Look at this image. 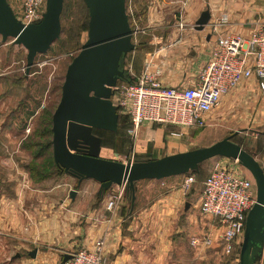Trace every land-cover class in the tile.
Segmentation results:
<instances>
[{"label": "crops", "instance_id": "crops-1", "mask_svg": "<svg viewBox=\"0 0 264 264\" xmlns=\"http://www.w3.org/2000/svg\"><path fill=\"white\" fill-rule=\"evenodd\" d=\"M147 10L145 20L151 30L147 49L140 53V62L138 54L134 55L129 69H125L135 79L152 58V67L160 70L158 80L163 86H191L209 57L215 38L212 25L225 16L227 23L219 28L220 34L248 36L264 14V0H151ZM205 10L210 14L209 23L203 31H196L195 22ZM32 75L29 73L26 80ZM115 99L113 95V104ZM35 105L25 100L17 104L16 110L22 115L36 114L41 106L37 104L35 110ZM206 117L232 123L241 133L252 132L249 143L244 138L234 140L238 134L233 141L251 154L264 171V90L256 79L242 80L222 97L217 111ZM122 130L136 137L134 146L121 152L125 159L115 158L119 156L116 148L103 146V138L94 134L101 139L100 158L126 164L182 152L181 138L170 135L174 129L144 123L134 134L129 124ZM118 131L119 126L111 133ZM10 137L4 134L1 140L7 145L0 146V264H62L65 255L90 250L99 239L104 242L105 264H210V249H222L221 229L210 221L205 224L206 217L199 211L202 188L198 194L196 187L187 193L181 191L184 175L182 179L176 176L160 181L166 189L158 197H139V184L145 181L136 183L133 205L122 186H112L100 196L98 183L84 180L78 184L71 176L66 179L64 173L43 181L40 188L30 187L23 165L26 151L13 144ZM175 148L177 151H173ZM194 172L196 186L201 165ZM71 191L75 192L73 197ZM111 199L115 204L109 211L107 203ZM199 213L204 216L202 222L198 220ZM193 237L212 238L213 246L193 249L189 245ZM34 250L36 255L31 258L29 253ZM255 264H264V245Z\"/></svg>", "mask_w": 264, "mask_h": 264}, {"label": "water", "instance_id": "water-1", "mask_svg": "<svg viewBox=\"0 0 264 264\" xmlns=\"http://www.w3.org/2000/svg\"><path fill=\"white\" fill-rule=\"evenodd\" d=\"M45 12L38 23L24 26L7 0H0V37L5 43L26 51L25 73L34 66L37 55L45 54L59 38L63 0H45ZM88 12L87 39L67 66L59 102L51 116V149L54 165L80 184L93 180L103 196L112 186H122L135 200L136 183L159 181L196 171L206 161L226 158L236 161L253 178L256 199L245 220L239 264H255L264 245V171L255 158L233 141L238 131L208 147L126 164L99 157L101 139L93 130L116 132L119 114L112 102L114 89L131 76L121 66L135 49L133 31L126 13V0H82ZM203 11L194 30L203 31L209 23ZM75 192L71 191L70 196ZM188 205H186L187 208ZM36 251L29 253L34 258ZM65 255L62 264L71 259Z\"/></svg>", "mask_w": 264, "mask_h": 264}, {"label": "built area", "instance_id": "built-area-1", "mask_svg": "<svg viewBox=\"0 0 264 264\" xmlns=\"http://www.w3.org/2000/svg\"><path fill=\"white\" fill-rule=\"evenodd\" d=\"M45 4V0H22L21 16L16 19L24 26L38 23ZM226 23L222 16L212 25L215 38L209 57L191 86H163L158 80L160 70L153 69L151 58L131 84L114 89V105L119 115L128 118L133 134L142 124L152 123L178 129L170 135L181 138L186 130L205 128L206 115L217 109L222 97L242 80L254 78L264 90V14L248 36L220 34L219 28ZM178 28L182 29L183 24L179 23ZM232 162L212 165L199 198L201 214L211 217L221 229L220 242L225 254H230L243 238L246 216L256 199L255 185L234 168L233 164L238 163ZM194 182V176H185L181 191L187 193ZM114 204L111 199L107 210H113ZM212 244L209 237H193L189 241L193 249L209 248ZM103 247L104 242L99 239L92 249L71 253L72 258L63 264H105Z\"/></svg>", "mask_w": 264, "mask_h": 264}, {"label": "rangeland", "instance_id": "rangeland-1", "mask_svg": "<svg viewBox=\"0 0 264 264\" xmlns=\"http://www.w3.org/2000/svg\"><path fill=\"white\" fill-rule=\"evenodd\" d=\"M7 2L15 17L20 18L22 0H7ZM150 3L151 0H126V13L130 27L133 31L132 43L134 44L135 49L125 56L123 61L124 68L129 69L128 65L134 55L138 54L137 61L140 62V53L147 49L151 30L150 27H148L145 18L148 13L147 7ZM170 17V15H167V18ZM87 24L88 12L83 1L63 0V8L60 15L61 32L59 38L53 42L45 54L37 55L35 57L34 66L29 72L33 74L30 80H26V76L28 78L29 73L28 75H25V49L21 46L13 45L11 39L2 43L0 37V74H6L4 77H0V99H2L0 102L3 103L2 105L0 104V146L7 145L6 142L1 140L3 139L1 137H3L4 134H7L8 136H11L10 138L13 144H16V146L19 144L25 149L26 153L24 154V161H26V163L23 165H25L26 168L25 172L27 173V179L32 183L30 187L40 188L43 181L47 182L48 180L56 179L59 176L55 167H52L49 162V159L52 157V149L49 148L46 151H41L36 145L43 146L45 143L52 140V134L43 133L48 129H51V124H48L49 118L52 116L59 102L61 86L67 66L78 54L81 46L87 39ZM143 59L144 57L142 58V61ZM123 84L125 83L120 82L117 87H121ZM25 100H29L31 104H36L34 106L35 110L37 109V104L41 106L36 114L28 112L26 115H22L16 110L17 104ZM217 109L210 113L216 112ZM23 116L25 117L24 120L26 124L22 122ZM128 124V118L120 115L118 133L114 134L111 132L94 130V134L103 138V146L110 145L112 149L116 148L119 156H115V158L119 160L125 159V157L120 156L121 152L128 151L130 147L134 146L136 137L132 134H128V132L125 133L124 130H122L124 126ZM234 128L232 123H219L215 118L211 117L205 128L191 129L186 135L181 137L179 140L181 144L180 151L186 152L208 147L211 143L218 142L235 131L239 132V136L234 139L236 141H240L241 138H244L245 141L249 143L248 141L253 138L252 132L241 133V131ZM177 130L178 129H174V131ZM248 146L249 144L245 145L246 148H248ZM173 151H177V148ZM216 162H226L229 165L233 163L232 160H226L224 158H214L204 162L201 164L198 185L195 186L192 184L190 187L191 190L196 187L195 191L197 194L199 193L204 178H206L210 168ZM233 166L243 176L251 179L255 185L253 178L244 168L239 164H233ZM189 174L190 176H195L194 171L189 172ZM185 176L189 175L186 174L184 177ZM69 177L70 176L68 175L65 176L66 179ZM160 181L162 180L141 182L139 184V197H158L162 194L166 188L165 186H160ZM165 182L168 183V180ZM201 216L202 215L200 214L198 218L200 222H202V217H204ZM205 217L206 220L203 221L205 224L210 221L211 225L216 227V225L212 223L213 219L211 217ZM242 241L243 238H240L237 248L230 254H225L221 248L218 249L215 246L211 248L210 264H239V251Z\"/></svg>", "mask_w": 264, "mask_h": 264}, {"label": "trees", "instance_id": "trees-1", "mask_svg": "<svg viewBox=\"0 0 264 264\" xmlns=\"http://www.w3.org/2000/svg\"><path fill=\"white\" fill-rule=\"evenodd\" d=\"M88 25V24H87ZM123 61H124V59H123ZM121 66H123V62H121ZM134 80L133 79H131V83L133 82ZM122 83V82H121ZM119 117H120V115H119ZM124 118V117H123ZM129 121V120H128ZM48 124L50 125L51 124V117L49 118V122H48ZM129 125L131 126V124H130V122H129ZM118 126H119V120H118ZM127 126V125H126ZM159 126V125H158ZM166 128H168V127H166ZM47 133H50V134H52L51 133V129H48L45 133H43V134H47ZM93 134H94V130H93ZM234 139V138H233ZM36 147H38V149L39 150H41V151H43V150H47V149H49V148H51V141H49V142H47V143H45L43 146H38V145H36ZM37 158V157H36ZM49 162L51 163L50 165L52 166V167H55V169H56V172L58 173V174H61L62 172L54 165V163H53V159H52V157L49 159ZM188 175H190L189 173H188ZM43 178H45V177H43Z\"/></svg>", "mask_w": 264, "mask_h": 264}]
</instances>
